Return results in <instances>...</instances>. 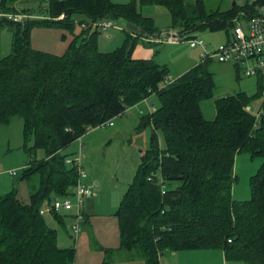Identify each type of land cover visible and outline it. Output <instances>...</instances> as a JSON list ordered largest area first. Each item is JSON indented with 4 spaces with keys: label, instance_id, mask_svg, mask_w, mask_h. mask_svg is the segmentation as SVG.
<instances>
[{
    "label": "trees",
    "instance_id": "1",
    "mask_svg": "<svg viewBox=\"0 0 264 264\" xmlns=\"http://www.w3.org/2000/svg\"><path fill=\"white\" fill-rule=\"evenodd\" d=\"M19 1L0 0V12L45 18L0 19V29L13 32L11 53L0 58V124L23 118L24 145L32 156L21 177L31 186L30 202L16 188L0 195V264H74L75 249L60 246L57 230L40 214L44 201L70 194L78 183L77 168L63 151L90 128L153 94L160 106L142 121L153 128L151 145L116 212L120 249L147 264H159L166 251L217 248L229 261L264 264V164L251 177V199L233 197L237 155L264 158V117L255 125L246 110L260 98L263 79L255 95L240 91L217 100V116L208 120L200 101L213 94V61H201L162 87L169 68L155 58L133 57L141 41L165 44L153 40L162 33L144 6L165 7L172 28L188 38L206 30L229 35L240 13H253L255 4L208 11L202 0H39L33 13L15 6ZM107 17H124L135 27L113 52L98 48L105 30L95 24ZM37 24L69 30L74 38L67 53L33 48L30 32ZM39 151L45 154L41 159ZM154 172L159 175L151 181Z\"/></svg>",
    "mask_w": 264,
    "mask_h": 264
},
{
    "label": "rangeland",
    "instance_id": "2",
    "mask_svg": "<svg viewBox=\"0 0 264 264\" xmlns=\"http://www.w3.org/2000/svg\"><path fill=\"white\" fill-rule=\"evenodd\" d=\"M113 1L118 3H129L132 0ZM197 1L198 0H187L188 3H196ZM246 1L247 0H202L208 11L228 10L234 6V3L242 5ZM38 2L39 0H20L15 6H17L21 11L27 9L34 13V11L39 10ZM142 10L144 14H152L151 16L154 17L152 18L159 30L169 33L172 29H174L172 28V20L169 11L165 7L160 5H148L144 6ZM30 16L33 18L29 19L45 18V15L40 13L31 14ZM76 18L77 20H80L81 18H84V16L76 15ZM103 20L114 21V26L110 28L109 31L105 30L100 32L98 36V48L101 52H113L123 46L126 35L128 32L133 30V26L124 17L117 19L107 17ZM242 21L246 24L248 22V18L242 17ZM80 28V26L76 27V34H78L77 31L80 30ZM174 31L179 33L176 29H174ZM231 33L232 29L229 30L230 36H232ZM195 35L203 38L208 44V48L210 50L216 49L230 37L227 30H206L197 32ZM30 36L33 48L56 55H64L67 53L74 38V35L69 30L62 28L61 26H45L40 24L32 26ZM12 43L13 32L11 29L8 27L0 29V58H3L11 53ZM168 43L172 44H154L153 46L157 50H161V52H164L165 50L167 51V49L174 44L180 46L182 53H188L189 51L198 53L200 49L203 52V49L200 47L192 48L188 40L173 41ZM170 49H172V47ZM210 70L213 73L215 84L213 94L200 101L201 110L208 120H214L217 116V100L231 96L240 91H244L249 95H255L260 90L259 83L262 78L258 76L253 77L244 75L239 71L240 69L234 61L219 62L218 60H214L210 66ZM152 104H155L154 108L160 106V101L154 94L131 106V109L126 111L123 116H116L113 119L114 123L117 124L116 126L106 125L100 128L98 127V129L95 130H88L83 135L86 157L84 163L86 166V164L89 165L90 162V160H87V157H90L91 155V140L95 137H102L100 140L94 139V143H100L101 140H105L104 134L106 132H114L112 136L108 137V139L112 142L113 151L117 149L116 152L118 153L116 161L117 165H115L116 168L113 169L114 173L112 174L105 170L106 163L103 158V153H98V155L93 154L91 157L95 156V159L92 158L90 163L91 167L86 166L87 169H93L94 174L101 173V179L104 180L105 186H109L111 189L109 190V193L115 188L116 184H118L119 187H123V183L126 184L128 182L127 180L131 179L134 170L139 166V159H141V155L145 153L148 148H150L151 134L153 132L151 126H138L136 129L134 123L135 121L129 117L130 112L135 114L137 111L145 116L148 115V107L152 108ZM159 138L161 144L165 146L162 132H159ZM30 146H33V143L30 142ZM77 150L78 142L75 141L64 149L63 153L74 157ZM44 156L45 154L42 151H39L37 154L38 159H41ZM31 160L32 156L29 154V151L24 145L22 118L20 116H14L10 123L0 124V194H5L10 189H7L8 181H3V177H9L8 174H6L8 173L7 170L17 166V164L23 163L24 161L25 163H29ZM16 161L18 162L16 163ZM263 164L264 158L262 156H254L247 152L237 155L235 161V172L237 178L233 188L234 199L242 201L251 199V177L259 171ZM23 174L24 167H20L17 170V175L13 181L17 188L18 185L20 187V197L29 196L26 181L24 180L25 182H23L21 179ZM89 175L91 176L90 173ZM117 206V203H111L108 206L101 205L98 208L99 216L96 218L90 217V219L86 218L78 236L74 234L72 229V225L75 221L74 214L76 210L74 209L68 212H61L63 215V221H55L54 224L57 225L55 228L58 230L57 233L60 246L75 249L74 264H104V257H108L112 254L110 249L105 247H115V245L118 246V244H120V229L116 215ZM172 254L173 252L166 251L164 260H167ZM194 255V258L197 260L199 257L198 255L200 254H197V256L196 254ZM162 257L163 256L161 255V258ZM164 263L166 264L167 262ZM108 264H110V261ZM229 264L247 263L242 261H231Z\"/></svg>",
    "mask_w": 264,
    "mask_h": 264
},
{
    "label": "built area",
    "instance_id": "3",
    "mask_svg": "<svg viewBox=\"0 0 264 264\" xmlns=\"http://www.w3.org/2000/svg\"><path fill=\"white\" fill-rule=\"evenodd\" d=\"M255 4L253 13H246L245 11L235 19L236 24L232 29L231 39L220 44L216 49L210 50L206 41L196 36L185 38L184 35L175 32L174 30L169 33H164L153 40L157 42H176L182 40H188L192 48L200 47L203 49L201 61H214L234 63L240 68L241 73L246 76H258L263 79V87L261 90V96L255 104H250L246 107V110L251 113L256 124L260 123V120L264 117V4L258 3L257 0H247L245 3ZM62 15L61 18H64ZM7 17L9 20L15 22H24L30 15L24 13H2L0 12V19ZM242 17L248 18L246 24L243 23ZM103 30H107L114 26V21L103 20L95 24ZM174 81L172 77H167L161 85L166 87ZM147 99V98H145ZM131 106H126L124 111L119 113L117 116H123L126 111H129ZM115 118V117H114ZM102 123L99 127L106 125H113V119ZM78 150L74 157H67L66 162L70 165H74L78 171V183L68 195L56 196L52 200L44 201L40 208V214L45 216L49 213L59 214L63 211L76 210L74 214L75 221L72 225L74 234L78 236L82 230L83 223L85 221L84 206L85 202L92 198L94 195V187L85 182L89 177V171L85 166V144L83 142V136L77 139ZM12 175H17V170L11 171ZM159 175L158 172H154L149 180L153 181ZM163 192L165 193L166 186L163 184Z\"/></svg>",
    "mask_w": 264,
    "mask_h": 264
},
{
    "label": "crops",
    "instance_id": "4",
    "mask_svg": "<svg viewBox=\"0 0 264 264\" xmlns=\"http://www.w3.org/2000/svg\"><path fill=\"white\" fill-rule=\"evenodd\" d=\"M145 15L148 17H153V16H151L152 14H150V13L145 14ZM129 27H130V25H129ZM172 30H174V29H172ZM134 31H135V27L133 26L132 32H134ZM161 33L164 34L165 32L161 31ZM154 44L155 43L150 44L146 41H141L136 46L135 51L133 53V57L135 59H144V60H149L152 58L157 59L162 65H166L169 68L170 77H172L173 79H177V78L181 77L182 75H184L185 73H187L188 71H190L191 69H193L194 67H196L197 65H199L201 63V60H202L201 49L199 50L198 53H194V51L193 52L189 51L188 53H186V52L182 53L180 46H177L176 44H174V45L170 46V48L172 47V49L168 48L167 51L165 50L164 52H161V50H157L153 46ZM165 44H172V43H165ZM152 105H153L152 108L148 107L149 113H152L153 111H155L158 108V107L154 108L155 104H152ZM143 116L144 115L138 111L135 114L130 112L129 118H131L135 121L134 123H135L136 129L138 128V126L139 127L142 126ZM22 120H23V118H22ZM116 125L117 124L114 123L113 125H109V126H116ZM91 129L95 130V129H98V127L90 128L89 130H91ZM152 131H153V128H152ZM23 133H24V120H23ZM113 133L106 132L104 134L105 140H101L100 143H97V144L94 143V141H95L94 139L100 140L102 137H95L93 140H91V142H92L91 155H90V157H87V160H90V162H89V165L86 164V166L91 167V164H90L91 160H92V158L95 159V156L91 157L93 154L98 155V153H103L104 154L103 158L105 159V163H106L105 164V170L109 171L112 174L114 173L113 169H115L116 168L115 165H117L116 161H117L118 153L116 152L117 149L115 151H113V147L111 144L112 142L110 141V139H108V137L112 136ZM151 137H152V134H151ZM24 144H25V136H24ZM160 146L163 147L164 145L161 144V142H160ZM106 151H107V153H106ZM143 154L141 155L140 158H142ZM17 162L18 161H16V163ZM139 162L141 163V159H139ZM140 163H139V165H140ZM28 164H29L28 162L25 163V161H24L23 163L17 164V166L9 168L7 170L8 173H6V174H8L9 177H3V181H6V180L8 181L7 189L10 188L8 190V192L16 188L18 190L19 196H20L19 185L17 184L18 185V188H17L16 184L13 183L16 175H12L11 171L12 170H18L20 167L25 168ZM88 169H89V173L91 174V176L89 175V177L85 180V182L94 187V195L92 198L88 199L85 202V206H84L85 220H86V218L90 219V217L96 218L97 216H99L98 215L99 214L98 208L101 205H107L108 206L111 203L112 204L117 203L118 204L117 210H118L119 206L121 204V201H122L124 195L126 194L129 186L133 183L134 178H135L136 173H137V170H138V168H136L134 170L133 176L131 177L130 180H127L128 182L126 184L123 183V187H119L118 184H116L115 188L109 193V190H111V189L109 186H105L104 180L101 179V175H100L101 173L94 174L93 169H91V168H88ZM25 181H26V184L28 186V195L29 196H25V197H21V198L25 202H30L31 186L27 180H25ZM25 181L23 180V182H25ZM35 182H38V181L35 180L34 183ZM22 184H25V183H22ZM8 192H6V193H8ZM0 195H3V194H0ZM58 216H56V214H52V213H49V214L44 216L47 223L52 228H54L56 230H57V228H55V227L57 225L54 224V222L55 221H58V222L63 221V219H62L63 215L61 213H59ZM118 226H119V222H118ZM59 244H60V241H59ZM119 245L120 244H118V246L115 245V247L114 246L105 247V248L110 249L112 251V254H110L108 257L107 256L104 257L103 261L108 259V261H110V264H147V261L145 258H143L141 256L140 257H138V256L132 257L130 252L123 250V249H120ZM171 252H173V254L170 255V257L167 260H164V257L166 256V252L164 254H162L163 257L162 258L160 257V263L159 264H165L164 262H167L168 264H170V263L171 264H229V262H231L226 258V254H225L224 250L219 249V248H217V249H189V250L171 251ZM194 254H196V256H197V254H200V255H198L199 257L197 260L194 258V256H195Z\"/></svg>",
    "mask_w": 264,
    "mask_h": 264
},
{
    "label": "water",
    "instance_id": "5",
    "mask_svg": "<svg viewBox=\"0 0 264 264\" xmlns=\"http://www.w3.org/2000/svg\"><path fill=\"white\" fill-rule=\"evenodd\" d=\"M236 3H234V5H235Z\"/></svg>",
    "mask_w": 264,
    "mask_h": 264
}]
</instances>
